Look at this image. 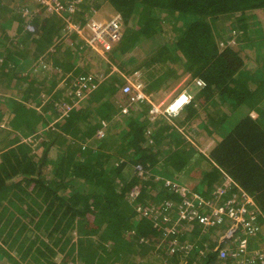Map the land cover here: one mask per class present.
Listing matches in <instances>:
<instances>
[{"label": "trees", "instance_id": "16d2710c", "mask_svg": "<svg viewBox=\"0 0 264 264\" xmlns=\"http://www.w3.org/2000/svg\"><path fill=\"white\" fill-rule=\"evenodd\" d=\"M103 1L122 24L119 40L109 49L100 45L101 54L67 29L95 21L93 0L63 1L60 14L39 4L41 15L30 13L26 29L22 14L32 1L0 0V87L25 84L21 96L0 98V264H218L222 249L230 264L264 254V0ZM14 34L35 49L32 59L10 41ZM123 59L136 66L125 72ZM157 64L165 65L158 75ZM113 68L118 73L105 85L77 95L81 76ZM144 69L155 87L180 71L204 84L198 104L226 103L228 113L210 114L215 129L225 131L209 151L211 171L192 190L197 198L189 192L184 199H214V185L226 178L215 205L253 198L263 225L244 235L243 251L235 238L220 241L217 229L204 234L197 220L169 230L184 199L165 182L178 184L184 151L164 149L158 160L170 126L150 123L144 111L152 117L151 109L137 101L135 114L120 111L126 102L119 97L128 95L122 88ZM182 109L173 118L180 126L195 117L194 102ZM102 122L108 126L97 138Z\"/></svg>", "mask_w": 264, "mask_h": 264}, {"label": "crops", "instance_id": "0c3cea01", "mask_svg": "<svg viewBox=\"0 0 264 264\" xmlns=\"http://www.w3.org/2000/svg\"><path fill=\"white\" fill-rule=\"evenodd\" d=\"M116 15H119V14L115 13V12H111V11L109 13V10H108V15L107 14L102 15V14H100V12L98 10L97 17H94L95 21H93V23H97L98 25H104L105 23L110 21ZM68 42H70V39L68 40ZM261 50H264V49H261ZM260 53H261V51H260ZM135 55L138 56L137 51L135 52ZM134 59H135V57H134ZM129 66H131V67L133 66V68H134V66H136V62H133ZM129 69L130 68L126 69L125 72L131 71ZM116 72H118V70H116ZM134 74L130 75V77L131 76H133V77H131L129 80L137 81L136 79H138L137 84L140 85L138 92L140 94L144 95L145 99H146V95H147L154 102H157L159 99H162L161 95H160V90L168 87L171 84L172 80H174L172 78L168 82V80H169L168 79L165 82L161 83L158 87H155L153 84H150L151 79H153V78H151V79L148 78V73L145 71V69L144 70H137L136 72H134ZM137 74L139 75V78L137 77ZM175 80H179V79L175 78ZM187 81H188V83L186 84L185 88L178 90V91H176L177 89H172L170 92L171 93L170 96H172L175 93H177V96H179V94L184 92L185 94L190 96V99L192 100V102H194L195 117H193L191 119V121L187 122L186 125L180 126L179 124H176L173 120V118L175 116H177L178 114L183 112V109L180 110V112H178L177 114H166V115L160 114V115H157L155 118H152L150 116V114L148 115V113L146 114L145 111H144V115H146L148 120L150 119L149 120L150 123H156L157 122V123L162 124V125L170 126V129H168V131L164 134L165 135L164 136L165 141L163 143L172 142V145H170L171 155L173 153H175V151H184L182 158L186 159V161H187L186 163L182 164V168L179 169L178 171H176V173H175L177 181L180 182L179 183L180 185L176 184V183L172 184L170 181H166L165 186L166 185H170V186L179 185L180 187H178V188L181 189V187L183 185L184 187H186L188 189V192H190V191L196 189L197 186L202 182V176L205 173H207L208 171H211V166L209 164L210 163L209 162L210 161L209 151L217 142H219L225 136V131L224 130L217 131V129H215L216 127L213 124L214 122H213V119L210 117V114L213 116L214 111L218 112V115L222 114L224 112L223 110L225 109L226 103H224V102L220 103L218 101H216L217 102L216 103L214 101L211 104H209V103L202 104V105L198 104L197 100L200 98L199 93H200L201 87H199V86L197 87V85H196L197 80L191 79L189 76H188ZM104 82H105V80L100 85L104 84ZM189 84H190V86H189ZM97 88L92 89L91 91L85 93V95L87 94L90 96V94L94 93ZM140 104H143V105H145L144 107H149V109H150L151 104H153V103L151 101H148L147 104L146 103H140ZM137 106L138 105H135L134 102H129L127 105H125V104L120 105V109H121L120 111L122 114H125L122 112V108L126 107L128 110L130 109L131 114H133V113L135 114L136 112H134V111H136L138 109ZM261 108L264 110V101L261 105ZM128 110H127V112H128ZM250 115L252 118L257 116V114L255 112H250ZM142 117H144V116H142ZM213 118L215 119L214 116H213ZM263 119H264V115H263ZM107 126H108L107 123L101 124V127L98 129L97 134H96L97 138H103L104 137L105 128ZM183 131H185V133H187L188 136L184 135L185 133ZM98 133L99 134L103 133V137H99ZM18 135H19V133H18ZM154 136H156V135H154ZM166 136L168 137L167 139H166ZM97 140H99V139H97ZM159 141H162V139H159ZM149 143H151V141H149ZM160 145H162V144H160ZM9 147H10V145H7V146H5L4 149H8ZM156 151L157 152L159 151L158 147H157ZM162 151H159L160 155L157 157L158 160H161L162 158L165 157V154ZM160 164L161 163L159 162V165ZM198 167L200 168V174H198ZM171 171H172V169H171ZM196 172H197V174H196ZM224 176L225 175L223 174V177ZM183 177L187 178V181L190 180L189 184H187V183L183 184V182L181 181V178H183ZM227 179L228 178H226V181H223V183H220L221 185L218 184L219 185L218 187H217V184L214 185L215 189L211 193V197L214 196V199H216V196L218 194L222 193L221 191L223 189H221L220 187L223 184H225V182H227ZM200 185L203 186L204 184H200ZM206 187H204L203 189L206 190ZM214 199L206 200L204 198L203 202H210V203L213 202L214 204H217V201ZM250 199L252 200L253 198H250ZM155 213H160V212L157 211ZM165 218L167 219L168 216H165ZM256 221L258 223V220H256ZM177 222H179V221L174 222L171 229H169V230H171L172 233L173 232L177 233L179 230ZM258 224L263 225L261 222H259ZM215 229L218 230L217 233L220 236V241H222V240H229L230 241L234 238L236 239L240 234L239 233L240 231H239L237 234V237L233 236L232 235L233 226H231V224H229V223H227L225 226L217 227ZM202 230H203L204 234L209 233L208 236H211L210 231H206L207 229H204V228H202ZM188 231L189 232H186V231H183V232L187 233V235L191 234V231L189 228H188ZM263 232H264V230H263ZM176 243L177 242L175 240L174 241L172 240L170 244L172 246H174Z\"/></svg>", "mask_w": 264, "mask_h": 264}, {"label": "built area", "instance_id": "2783aa9c", "mask_svg": "<svg viewBox=\"0 0 264 264\" xmlns=\"http://www.w3.org/2000/svg\"><path fill=\"white\" fill-rule=\"evenodd\" d=\"M44 1L46 0H39L38 2L44 3ZM63 1L66 0H49V3L44 4V6L51 9L53 12L59 13L62 10L61 2ZM93 13H95V11ZM121 24L122 20L120 15H116L104 25H98L97 23L88 22L87 24L80 27L69 23L67 29L76 31L80 38L83 39L86 44L90 45L98 51L100 45L105 49H109L111 43L119 40ZM28 29L29 31H33V27L31 26H28ZM103 81L104 78L100 74L88 73L81 76L77 84V95H84L92 89L97 88ZM196 85L201 88L204 87L202 81L197 80ZM139 88V84H133L129 81L128 84L123 87V92L130 93L132 89L138 91ZM135 97V100L139 103H144L147 100L139 92ZM189 101L190 100H188L187 96L185 94H182L170 106L167 114H176L185 104L189 103ZM122 112L126 113L127 108H122ZM150 113L152 115V118H155L157 115L163 114L154 104H151ZM99 135L103 136V133H100ZM172 189L175 192H178L183 199L186 198L189 193L184 188H181L179 192V188L175 185L172 186ZM192 196L194 198H197L196 195ZM169 206H171V204L166 203V207ZM251 206H254V202L249 197H246L245 202L239 203V206L234 200H228L223 205H215L213 202H203L202 200H199L198 203L195 204V202L191 201L190 199H184L179 207L178 221L185 220L186 222H190L193 220H197V222L201 224L204 229H215L217 227L225 226L227 223H229L231 224V226H233V236L237 237V234L240 231V234L236 238V241L238 243L237 245L240 248L238 251H243L247 244L244 235L256 232L259 229L258 223L256 221L259 212L257 208H251ZM202 208H208V210L205 211ZM199 210H202V212H200ZM226 256L227 251L222 249L219 254V260L221 261L218 264H227L225 262ZM237 256L238 255L236 254H232V259L236 258ZM230 264H264V254L257 253L253 258L236 260Z\"/></svg>", "mask_w": 264, "mask_h": 264}, {"label": "rangeland", "instance_id": "374dc122", "mask_svg": "<svg viewBox=\"0 0 264 264\" xmlns=\"http://www.w3.org/2000/svg\"><path fill=\"white\" fill-rule=\"evenodd\" d=\"M32 1V5H33V7H28L29 8V11H24L23 12V14H22V18L23 19H25L26 20V23H24L23 24V26H24V28L26 29V27H27V25L30 23H27L28 21H27V19H29L30 20V13H31V16L32 15H34V14H37V15H41V13H40V10H42V8H41V6H39V4H41V5H44V4H47V3H49V0H46V1H44V3L42 2V3H39L38 2V5H37V3L36 2H34L35 0H31ZM36 1H39V0H36ZM94 2L93 3H95V5H98V7L97 8H95L96 10H99V12H100V14H102V15H104V14H107L108 15V5H107V1H103V0H98V1H96V0H93ZM30 3V2H29ZM30 5V4H29ZM94 9V8H93ZM48 10H50L51 11V9H49L48 8ZM96 10H93L92 12H94L95 11V13L97 12ZM47 12V11H46ZM94 13V14H95ZM110 13V12H109ZM59 14H60V12H59ZM93 14V15H94ZM97 14V13H96ZM25 15V16H24ZM26 16H28V17H26ZM62 16V15H61ZM95 17H97V15H95ZM83 26V25H82ZM34 30V29H33ZM37 36H38V34H36ZM166 35H168V34H166ZM21 36V34H19V35H17V36H15V34H14V36L12 37L11 35H10V41H13V42H20V48L22 49V52H24V54L29 58V59H32L31 57H34L33 55H30L31 53L33 54V52L32 51H34L35 49H32V51L31 50H27V49H29L30 47H29V41L28 40H26L25 42H24V40H23V42L22 41H19V39L21 38L20 37ZM36 37V36H35ZM159 37L160 36H158V39H159ZM37 38V37H36ZM68 40L69 39H66V38H64L63 37V44H66V45H68L69 44V42H68ZM22 43V44H21ZM9 45V44H8ZM11 45V44H10ZM12 46V45H11ZM13 48H14V46H12ZM98 51H99V53H101V54H103V50H101V49H98ZM261 53L262 54H264V50L263 51H261ZM28 54V55H27ZM105 54V53H104ZM105 56V58H107L108 57V55H104ZM130 56V55H129ZM137 57H142L141 55H139L138 54V56ZM141 59V58H140ZM126 61L127 60H125V59H123L122 60V62H124L125 63V65H124V70L126 71V69H128V68H133V66L131 67V66H129L130 65V63H126ZM85 62H80V64L78 65V66H82V65H85L84 64ZM163 65V66H162ZM30 68V63H29V65H28V67L26 68V69H29ZM154 68H155V71H154V74H156V75H158V74H161L162 72H163V70L165 69V65L164 64H157V65H154ZM129 69V70H130ZM106 70L107 69H105V70H103V73L104 74H102V75H104L105 76V72H106ZM113 70L115 71L116 69L115 68H113ZM27 71V70H26ZM100 70H95L94 72H87V73H92V74H98V73H102V72H99ZM116 72V71H115ZM42 72H39L38 74H40V75H36L35 76V78H38V79H41L42 77H43V75L41 74ZM116 73H118V72H116ZM180 71H178V72H176V75H175V78H177V77H181L179 80H175V78H174V80H172V82H171V84L168 86V87H166L165 89H162V90H160V95H161V98L162 99H159L157 102H154V101H152L151 100V98L150 97H148L147 95H146V101H151L157 108H159V110H160V112L161 113H163V115H166L167 113H168V111H169V108H170V106L174 103V101L175 100H177L182 94H185L184 92L183 93H181V94H179V96H177V93H175V94H173L172 96H170V92H171V90L172 89H177L176 91H178V90H181V89H183V88H185L186 87V84L188 83V74H182V75H180ZM114 75V74H113ZM138 75V74H137ZM138 78H139V76H138ZM173 78V77H172ZM172 78H170L169 80H168V82L172 79ZM137 80V82H138V79H136ZM75 83V82H74ZM74 83H73V85H74ZM21 85H22V83H20ZM20 85V87L17 89V90H14L15 88H16V86H15V83L13 82L12 84H11V86H10V88L9 89H5V87H3V88H1L0 87V98H5V96L4 95H6V96H9L8 95V93H12L14 96H21L22 94H23V87H24V85L23 86H21ZM60 86V89H62L64 86H63V83H61L60 82V84H59ZM189 86H190V84H189ZM66 87V86H65ZM64 87V88H65ZM198 87V86H197ZM11 90V91H10ZM19 90V91H18ZM9 91V92H8ZM144 94V93H143ZM186 96H187V98H188V100H191L190 99V96H188L187 94H185ZM144 96V95H143ZM170 96V97H169ZM44 97V96H43ZM145 97V96H144ZM125 98L126 97H123L122 95H120V97H119V99L121 100V101H124V103L126 102V104L125 105H127V103H129V102H131V101H133L136 97H133V94H128L127 95V100L128 101H126L125 100ZM44 99H46V96L44 97ZM0 104H2L1 105V107H0V109H3V108H5V103L3 102V101H1L0 102ZM58 108H60L61 109V107H58ZM224 111L226 112V113H228V110L226 109V107H225V109H224ZM1 127L0 128H2V126L3 125H0ZM184 133H185V131H183ZM184 135H187L188 136V134L187 133H185ZM1 137H4V133L1 135L0 134V138ZM170 145H172V142H167V145H165V146H159L158 147V150L159 151H162V150H171V147H170ZM162 152H165V151H162ZM181 181L183 182V184L185 183H187V184H189V181H187V178H185V177H183V178H181ZM180 182H178V184H179ZM176 187H180L179 185H176ZM181 188H184V189H186L187 191H188V189L186 188V187H184L183 185H182V187ZM190 191V190H189ZM179 192H180V189H179ZM190 193L192 194V191H190ZM193 195V194H192ZM154 215H155V213H154ZM185 227H187V228H185V230H186V232H189L188 231V228H191V225L189 224V223H187V225H185ZM32 228V227H31ZM33 230V229H32ZM36 234H40V231H36ZM27 236V235H26ZM30 235L28 234V236L27 237H29ZM31 237H32V235L29 237V239H31ZM42 240H44V241H46V235H41V237H40ZM171 245V244H170ZM11 255L14 257V258H16L17 259V256L16 255H14V253H12V251H11ZM27 262H25V264H26Z\"/></svg>", "mask_w": 264, "mask_h": 264}, {"label": "clouds", "instance_id": "9594fccd", "mask_svg": "<svg viewBox=\"0 0 264 264\" xmlns=\"http://www.w3.org/2000/svg\"><path fill=\"white\" fill-rule=\"evenodd\" d=\"M83 25H85V24H83ZM114 72H115V71L112 70L111 72L107 73V75L105 74V76L102 75V74H104L103 71H102V73H98V74L102 75L103 78H104V80L106 81V80L111 76V74L114 73ZM87 74H88V73H87ZM96 74H97V73H96ZM138 76H139V75H137V77H138ZM129 81H130L131 83H133V84L137 83V81H131V80L128 79V82H129ZM128 82H127V84H128ZM127 84H126V85H127ZM126 85H125V86H126ZM125 86H124V87H125ZM121 92H122V94H131V93H133V97H135V96L137 95V93H138V91L135 90V89H134V90L132 89V91H131L130 93H124V92H123V88H122V91H121ZM134 94H135V95H134ZM135 101H136V100L134 99L133 102H135ZM131 102H132V101H131ZM137 102H138V101H137ZM146 103H147V101H146ZM187 104H188V103H187ZM187 104H185V105H187ZM185 105H184V106H185ZM184 106H183V107H184ZM183 107H182V108H183ZM182 108H181V109H182ZM150 109H151V107H150ZM181 109H180V110H181ZM127 110H128V109H127ZM180 110H179V111H180ZM179 111H178V112H179ZM178 112H177V113H178ZM177 113H176V114H177ZM101 124H104V123L102 122ZM99 132H100V131H99ZM98 135H99V133H98ZM99 137H102V136L99 135Z\"/></svg>", "mask_w": 264, "mask_h": 264}]
</instances>
